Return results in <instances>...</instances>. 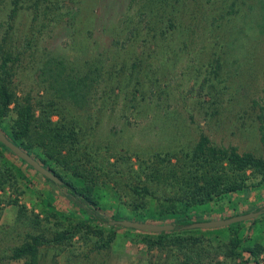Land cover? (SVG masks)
<instances>
[{"label": "rangeland", "instance_id": "obj_1", "mask_svg": "<svg viewBox=\"0 0 264 264\" xmlns=\"http://www.w3.org/2000/svg\"><path fill=\"white\" fill-rule=\"evenodd\" d=\"M2 1L3 6L5 2L7 5L0 10V42L12 49L13 56L17 55L11 63V86L18 97H29L34 101L37 114L40 107H58V112L51 114L54 120L63 116L68 121L74 115L78 116L86 132L79 130L77 135L79 151L74 157H81L77 159L80 163L77 169L86 173L87 178L91 177L93 171L96 172L95 192L106 217L110 218L112 214L125 218L133 213L157 216L158 203L162 199L156 197L167 192V184L163 182L165 174L182 171L175 157L168 162L161 159L162 154L156 156L154 151L158 148L176 147L179 143L193 146L200 134L204 133L214 144H233L239 151L250 150L255 155L264 156V32L252 34L251 48L240 53L234 48L227 49L225 59L221 58L222 64L213 65L217 55H222L224 45L210 48L206 46L207 43L201 47V43L216 33L214 28L223 33L215 42L233 43L238 40L237 28L232 26L236 19L231 16L226 22L225 17L218 16L217 8L212 4L208 7L211 14L202 20L196 32L193 33L192 27L184 30L185 34L174 30L165 37L166 43H169L168 51L159 47L151 50L150 61L157 64L160 57L166 58L170 68L161 78L162 82L169 81L167 102L158 100L148 103V98L142 100L140 97H137L138 102L134 100L133 106L121 97L117 103L111 98L102 101L97 95L101 94L105 82H97L95 91L90 94L95 102L92 107L76 109L70 99L54 96L45 87L40 78L44 60L50 55L62 54L71 59L74 54L93 58L102 53H114L118 68L122 59L127 57L120 55L114 45L118 37L115 29L120 28L123 18L130 16L133 20L141 19L143 34L147 35L146 28L156 20L155 27L159 30L169 13L153 9L146 14L141 5L153 6L149 5L148 0H41L36 6L32 5V0H25V5L11 18L10 0ZM191 1L194 0L187 3L190 5ZM218 1L215 5L228 3V0ZM259 1L248 0L253 3L252 9L247 10V16L240 18L250 21L252 13L260 7ZM170 2L162 0L161 4ZM139 9H143V12ZM176 20L187 23V15L178 14ZM228 21L232 23L230 27ZM182 39H185V44ZM134 41L127 40L125 48L129 51L139 49ZM254 42L256 47L252 45ZM234 54L239 56V60L234 59ZM177 55L179 58L173 63ZM107 63L109 67L112 61L109 59ZM51 100L55 102L51 103ZM65 106L69 112L64 109ZM14 115L12 109L3 119L1 125L6 131L11 130ZM95 116H99V123H95ZM93 122L95 127L90 130ZM85 142L92 146L91 151L86 152ZM65 145H71L70 140ZM122 147L124 160H117L116 149ZM45 148L36 146L34 151L45 155ZM92 154L98 163H103L110 171L115 169L114 163L118 161L117 168L121 169L122 164L124 174L111 173L108 176L99 168H92L95 164ZM0 155V166L11 164L13 167L11 180L0 188V264H25V260L31 257L14 259L11 248L24 241L26 233L42 232L52 236L56 231L77 225L85 219V215L79 212L55 182L16 158L10 149L0 145ZM48 162L56 165L54 157L48 158ZM140 166L144 171L143 168L139 169ZM225 171L233 175L231 169L226 168ZM60 172L77 184L84 183V177L69 168H60ZM138 174L141 183L149 184L152 194H145L142 199L144 207L135 208L130 205L136 199L130 183L138 182ZM241 178L245 182L242 188L192 205L191 216L219 218L263 207L262 172L248 168ZM173 189L171 187L168 193H172ZM170 217L161 216L163 221L160 222H169ZM90 224H84L68 241L42 245L36 257L37 264H178L186 253L199 255L200 260L196 264H212L215 259H222L226 264H239L249 255L246 251L241 255L230 253L227 243L232 229L227 226L191 227L188 231L183 228L180 242L174 243L176 247L173 244L169 248L170 241L166 238L163 247L159 248L149 247L141 239L144 232L117 223L102 227ZM98 230L103 232L102 235ZM237 230L239 236L245 237L243 245L261 247L254 258L258 264H264V211L254 219H244ZM110 233L114 234L110 246L99 247L101 236L105 238ZM150 235L154 237L155 234ZM248 264L253 262L249 261Z\"/></svg>", "mask_w": 264, "mask_h": 264}, {"label": "trees", "instance_id": "obj_2", "mask_svg": "<svg viewBox=\"0 0 264 264\" xmlns=\"http://www.w3.org/2000/svg\"><path fill=\"white\" fill-rule=\"evenodd\" d=\"M24 1L25 0H10L11 10L9 14L11 18L17 13L19 8L25 5ZM40 1L41 0H32V5H39ZM189 1L190 0H171L170 4H161L162 0H148L147 2H149V5L153 4V6L146 7L145 4H142L141 8L142 6L144 7L146 14L147 12L153 11V9H155L156 12L162 10L163 12L169 13L167 19L165 21L163 20L164 24L159 30L155 27L157 21L154 20L152 25L146 28V32H148L146 33L147 35L143 34V27L140 24L141 19L133 20L130 16L124 17L120 24V28L115 29L118 37H116L114 41L117 52L120 55L127 56L120 62V67H116L117 63L114 53H102V55L98 54L93 58L74 54L71 59L62 54L56 56L50 55L41 65L40 78L42 82H44L46 88L54 93V96L70 99L76 109L90 105L92 107L95 102L92 101L90 94L91 91H95L97 82H105V86L101 88V94L97 95V98L101 97L102 101L111 98L117 103L118 98L121 97L130 101L133 106L135 104L134 100L140 97L142 100L148 98V103L152 101L158 102V100H165V102H167L168 96L170 95L168 87L169 81L162 82L161 79L166 76L170 70V68H168L167 59L160 57L158 63L154 64L153 60L150 61L148 57L152 56L151 50H155L156 47H159V49L163 48L167 51L169 50V43H166L165 37L172 31L178 30L181 34V32H185L184 30H188L192 27L193 33L196 32L202 20H205V18L211 14V12L208 13L210 10L208 7L213 5L217 8L216 12L218 16H222V18L225 17L226 22L228 19L230 20L231 16L233 19H236L233 24L231 21H228V24L229 27L232 24L234 28H237L236 38L238 41L235 40L233 43L225 41H220V43L215 42L223 35L222 31L215 27L214 31L216 30V33L210 35L206 42L201 43V47H205L207 43L206 46L210 48L224 45L222 55H217L213 65L222 64L221 58H224L227 49L234 48L240 53L248 47L251 48L250 41L253 40L252 34L255 32H264V0L259 1L260 7L257 12L252 13L250 21L240 18V16H247V10L252 9L251 4L253 3L248 2V0H228V3H226L227 5L223 3L224 6L223 4L215 5V2H219L218 0H194L190 2V5L187 3ZM2 3L3 1L0 0V10L7 5V2H5L4 6ZM222 6L224 10L221 9ZM139 11L143 12V9L142 11L139 9ZM183 13L187 15V23L176 20L177 15ZM253 16L254 20L252 21ZM159 19L160 17L158 15V21ZM239 21L241 22L238 23ZM150 23L151 20L148 24ZM127 40L131 42L135 40L134 42L137 43L139 49L129 51L128 48H125ZM182 43L185 44V39H182ZM4 44L3 41L0 42V128L9 138L35 156L42 164L49 167L62 179V183L59 184L58 187L61 188L68 199L73 202L79 212L85 215V219L78 222L77 225L68 229L56 231L52 236H46L42 232H28L26 233L24 241L12 246V258L22 259L30 256L31 259H26L25 264H37L36 257L42 245L58 244L68 241L81 230L84 224L92 223L100 227L113 226L109 220L118 219L119 217L111 214V217L108 218L104 215L102 206L95 192V184L97 182L96 172L93 171L91 177L87 178L86 173L77 169L80 168V163H78L77 159L79 160L81 158L78 156L74 157L79 151L77 135L79 130L86 132L78 116L74 115V117L68 121H66L63 116L54 120L51 118V114L53 111L58 112V107H52V109L40 107V113L37 114L34 101L29 97H18L15 89L11 86L13 74L11 63L17 58V55L13 56L12 49L5 47ZM252 45L256 47L255 42L252 43ZM234 56L235 60H239V56L235 54ZM176 58L178 59L179 56L177 55V57L173 58V63H175ZM109 59L112 61V64L107 67V60ZM50 102L53 103L55 101L51 100ZM109 104H111V102ZM12 109L15 115L11 123V130L6 131L1 123ZM64 109L68 112L70 111L67 106H65ZM95 117V123H99V116ZM95 123L93 122L90 130L95 127ZM68 140H70L71 145L64 146L65 142ZM86 143L87 142H85L84 147L86 152H89L92 150V146ZM0 145L5 149H9L1 141ZM179 145L176 147L169 146L166 148H158L154 151L156 156L162 154L161 159L167 160L168 162H171V159L175 157L176 160L180 162L181 167H179L182 170L179 171V173L173 172V174H165L163 182L167 184V192L161 197H156V199H162L163 201V203L162 201L158 203L157 216L152 214L150 215L151 217H149L143 213H133L130 216H125V218L129 219L151 222L163 221V219L160 218L161 216H171L169 222L173 223L174 227L169 230L147 231L119 224L128 229L144 232L145 234L142 235L141 239L145 241L149 247L158 246L162 248L166 238H169L167 241H170L169 248H171L175 242L179 243L183 228L186 231L191 230L190 228H185V225L195 220H201V218H193L191 216L190 210L192 205L211 201L216 196H221L242 188L245 185L244 179L241 178L244 170L248 168L259 170L262 172V180H264V156L255 155V153L250 150L239 151L237 146L233 144H229L228 146L214 144L211 142L209 136L204 133L200 134L199 139L193 146L182 143H179ZM36 146H45L47 148L46 154L41 155L39 152H35L34 148ZM56 146H59V148H56ZM121 146L123 145L121 144ZM63 148L66 149L65 152ZM123 148L124 147L119 150L116 149L115 158L117 160H124L125 155ZM182 153L183 155H178ZM151 154L152 153L149 155ZM15 156L19 160L25 162L17 155ZM50 157L55 158L56 165L48 162V158ZM92 159L95 160V164H93L92 168H99L102 173L108 176L111 173L124 174V168L122 169L123 165L121 163V169L117 168L119 164L118 161L114 163L116 166L115 169L110 171L105 168L103 163L97 162V158L94 154H92ZM64 167L69 168L80 177H84V183L81 185L77 184L70 177H66V174H62L60 168ZM141 168L143 167L140 166L139 169ZM226 168L231 169L233 175L227 173L225 171ZM12 169L13 167L11 164L10 166H0V188H3L5 184L11 180L13 173ZM139 177L140 175L138 174V182L130 183L131 189L136 195L135 203L130 202V205L135 208L144 207L145 203L142 199L145 194H152L149 184L146 182L141 183ZM48 179L54 182L52 179ZM170 186L174 188L172 193H168L171 188ZM249 210H243L242 212ZM233 214L237 213L234 212ZM226 216L230 215L226 214L221 217ZM254 218L255 217H253V219ZM243 222L244 220H240L219 227L227 226L232 229L231 237L227 243L231 254L241 255L243 251L249 253L248 257L243 259L239 264H248L249 261H252L253 264H258L254 256L257 255L261 247L243 245L245 237L238 235L237 228L241 226ZM98 232L100 235L103 233L101 230H98ZM150 234L155 235L153 237ZM113 238V233L108 234L105 238L101 236V243H99L98 246L104 248L110 246ZM174 245L175 247L177 246L176 244ZM178 245L181 247L180 244ZM206 250L208 251L207 248ZM182 260L183 261L178 264H196L200 258L199 255L186 253ZM212 264L226 263L222 259H215Z\"/></svg>", "mask_w": 264, "mask_h": 264}, {"label": "water", "instance_id": "obj_3", "mask_svg": "<svg viewBox=\"0 0 264 264\" xmlns=\"http://www.w3.org/2000/svg\"><path fill=\"white\" fill-rule=\"evenodd\" d=\"M0 141L7 146L12 152H14L18 157L23 159L29 165H31L35 170L39 171L44 176L52 179L57 185L62 183V179L53 172L49 167L42 164L35 156L29 153L27 150L22 148L19 144L14 142L7 134L0 128ZM264 211V206L255 210H249L242 213L233 214L226 217L219 218H209L195 220L185 225V227H215L221 225H227L232 222L244 220L247 218L255 217ZM111 224H122L126 227H134L137 229L147 230V231H161L169 230L174 227V224L171 222H151L137 219L129 218H118L110 219Z\"/></svg>", "mask_w": 264, "mask_h": 264}]
</instances>
